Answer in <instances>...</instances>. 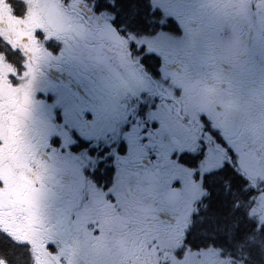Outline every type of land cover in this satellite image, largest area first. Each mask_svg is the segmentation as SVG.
Wrapping results in <instances>:
<instances>
[{
  "label": "flooded vegetation",
  "instance_id": "af4514ba",
  "mask_svg": "<svg viewBox=\"0 0 264 264\" xmlns=\"http://www.w3.org/2000/svg\"><path fill=\"white\" fill-rule=\"evenodd\" d=\"M256 230L264 0H0L7 264H241Z\"/></svg>",
  "mask_w": 264,
  "mask_h": 264
},
{
  "label": "trees",
  "instance_id": "16d2710c",
  "mask_svg": "<svg viewBox=\"0 0 264 264\" xmlns=\"http://www.w3.org/2000/svg\"><path fill=\"white\" fill-rule=\"evenodd\" d=\"M239 235L240 234L237 233V237ZM259 242L263 245L261 249H258L256 246H251V250H253L254 254H248V260L250 261V264H264V242L262 241H259Z\"/></svg>",
  "mask_w": 264,
  "mask_h": 264
}]
</instances>
